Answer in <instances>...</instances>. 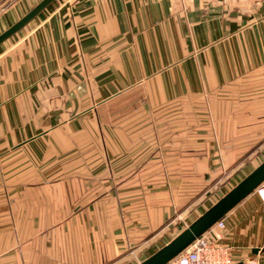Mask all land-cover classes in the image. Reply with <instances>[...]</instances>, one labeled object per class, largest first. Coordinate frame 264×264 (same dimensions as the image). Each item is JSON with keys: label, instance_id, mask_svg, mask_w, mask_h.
<instances>
[{"label": "crops", "instance_id": "crops-1", "mask_svg": "<svg viewBox=\"0 0 264 264\" xmlns=\"http://www.w3.org/2000/svg\"><path fill=\"white\" fill-rule=\"evenodd\" d=\"M39 1L0 0V33ZM262 127L264 0H53L0 43V264L130 262ZM217 230L264 264L256 193Z\"/></svg>", "mask_w": 264, "mask_h": 264}, {"label": "rangeland", "instance_id": "rangeland-1", "mask_svg": "<svg viewBox=\"0 0 264 264\" xmlns=\"http://www.w3.org/2000/svg\"><path fill=\"white\" fill-rule=\"evenodd\" d=\"M256 95H248L245 94L240 96L239 94L229 95L226 99L227 95L218 94L216 97V103L218 104L217 109H210L209 102L210 97L200 101V104L203 105L204 108H200L197 111V118H200L201 121H212V119L216 121H220V129L223 132L227 129V125H224L225 114L228 113L230 117L231 114H241L242 111L239 109L226 110L225 104L226 102H237L246 100L247 97H255ZM195 103V102H194ZM186 113H188L186 111ZM185 113V114H186ZM227 116V117H228ZM234 121L238 120V117L233 115ZM206 121L201 122L200 125L192 126L186 125L183 127L184 133H195V132H205L210 129L206 124ZM232 122V120H230ZM230 122L228 123L230 125ZM212 127V126H211ZM213 128V127H212ZM240 126L237 125V129L239 132ZM264 127H262V138L260 136L259 141H254L246 147L239 158H233L232 162L229 163L225 170H221L222 172L212 175H205L206 183L205 186H201V190L195 189L190 190V198L186 200V204L178 211L179 219L176 220V223L171 226L172 231H167L164 237H160L155 241H143L137 245L136 256L135 259H132L130 262L126 261L122 264H140L143 260L151 256L154 252H156L160 246L165 242V240H169L172 237L174 238L176 233H180L183 229L188 227L194 220H196L201 214H203L209 207H211L217 200H219L223 195H225L229 190H231L240 180H242L246 175L249 174L255 167H257L261 162L264 161ZM211 178V179H210ZM210 179V180H209ZM209 181V182H208ZM203 184V185H204ZM198 187V186H197ZM207 189V190H206ZM220 222V221H219ZM218 222V223H219ZM215 223L211 228L216 230L219 227V224ZM210 230L207 235H211ZM169 233V234H168ZM118 264V263H117Z\"/></svg>", "mask_w": 264, "mask_h": 264}, {"label": "water", "instance_id": "water-1", "mask_svg": "<svg viewBox=\"0 0 264 264\" xmlns=\"http://www.w3.org/2000/svg\"><path fill=\"white\" fill-rule=\"evenodd\" d=\"M53 0H40L27 13L0 33V43L22 29ZM264 180V161L240 180L203 214L140 264H165L206 232ZM241 264V263H239Z\"/></svg>", "mask_w": 264, "mask_h": 264}, {"label": "built area", "instance_id": "built-area-1", "mask_svg": "<svg viewBox=\"0 0 264 264\" xmlns=\"http://www.w3.org/2000/svg\"><path fill=\"white\" fill-rule=\"evenodd\" d=\"M253 192L264 203V180ZM210 230L213 229L210 227L165 264H237L232 258L231 248L220 242V232L216 229L211 232V235H207ZM242 264H257V261L247 258Z\"/></svg>", "mask_w": 264, "mask_h": 264}]
</instances>
